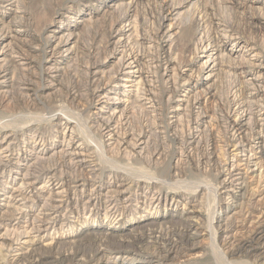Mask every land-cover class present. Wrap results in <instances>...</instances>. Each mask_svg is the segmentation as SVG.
<instances>
[{"label":"bare ground","instance_id":"obj_1","mask_svg":"<svg viewBox=\"0 0 264 264\" xmlns=\"http://www.w3.org/2000/svg\"><path fill=\"white\" fill-rule=\"evenodd\" d=\"M120 1L119 4H123L125 0ZM136 1L137 0H127V2H125L128 12L133 11V8L135 9ZM190 1L191 0H184L183 3H189ZM4 2L3 5H0V24H2L0 27V44H2L0 46V97H6L5 99L9 101L31 102L33 101L31 95H33L32 91H34L35 80L30 77L32 76L30 72L33 73V71H30L32 62L28 59L29 57H26V50L23 47L32 48V50L36 48L30 43L28 44L25 38L29 29L26 27L25 14L19 9L18 0H4ZM173 2L175 1H159V15H157L158 26H156L155 31L153 30L154 32L151 36L146 37L132 32L133 30L131 29L126 30L125 24V26L122 25L111 34V38L108 41L109 50L110 54L120 53L118 59L119 67L109 76L105 75L104 78H102L103 75H100L102 73V62L98 59H94V55L91 56L90 51L86 52L79 66L81 68L78 67L77 70L71 67V63L66 64L64 67L59 65V58L64 57V59H67V57H69L68 60H74V54L73 56H68L71 49L66 47L67 44L70 43L72 37L70 33L62 31V27H59V30L51 29L49 35L45 37L42 36L43 38L40 45L43 57L48 54L47 58L44 59L46 71L44 72L45 74L42 80V82H44L43 87L54 88L57 78L63 71L69 68L70 71L68 70L67 74L71 77L80 78L81 88L79 93L72 91V88L71 90H67H69L73 96H75L74 94L76 93L82 95L89 104H96L95 109L97 110L93 112L92 120L96 123L95 128L97 132L100 133V136L105 138L103 144L110 146L115 156L117 155L119 157L125 149H129V151H125L124 154L128 153L133 159H142L148 163L150 160L149 158L160 157L161 159L162 154L160 150H156L155 148L152 152L148 150L149 137H145L146 132L149 134H153V131L156 132L155 134L164 133L165 131L163 129L167 130V128H172L173 126V128H176L175 126L179 123L178 121H180L181 118L187 121V132L183 139L185 151H191L201 144L199 135L201 132H204L202 131V127L203 130L207 129L205 127L206 124L209 123V120H206L207 115L203 114L197 106L201 98L199 97V93L197 92L198 89H196L197 87L195 85L197 81H192L190 73L188 74V71L191 69V64L198 59H203L200 63L199 70L201 72L204 68L205 71H207V74L203 77L205 79L211 78L216 72L215 70H220L225 75H234L235 72L246 71L245 73H247L248 76L245 80L238 81L239 83L237 84L233 82L234 85L231 87L232 91H229L225 97V108L216 120V122H219L218 125L220 124L223 127L225 133L224 139L222 138L221 140L223 150L221 151L224 154L223 158L220 157L218 153H215L216 151L208 152L207 156L204 157L208 165L215 169L217 176L222 177L219 187L223 189V192L229 195L228 197L235 199L232 201L234 203L231 202V204H235L236 206L237 203L235 201H242L244 198L242 189L245 187V183H243L245 177L243 176L254 171V169H250L252 165H257L261 162L252 160L255 157H253L254 152L250 154L253 150L250 148V143L253 140H256L257 143L260 142V148H257V151H255L259 155L264 153V48L258 49V52H256L257 50L254 51V47L251 48L253 52L249 50L251 54H249L244 61L241 59L243 64H239L238 60L231 56V51L225 52L222 45L224 44L223 41L225 42L232 38L234 31L237 29L234 30L235 27L232 28V24L231 26H229L230 24L228 23V25L224 24L219 18H213V14L212 16L202 15L200 19L198 18L199 21H197L198 23H196L197 25L193 31L199 32L196 47L189 59H186L185 63L182 64V68H178V71L174 72L176 71L173 70L175 69V57L172 56L173 61L172 57L168 55L170 51L169 48L166 50V48L161 45L163 42L172 39L176 32L173 31V23H169L165 31L161 30L164 23L170 20L173 15H176V8L178 6H175ZM234 2L239 3L237 0ZM58 10H55V16L58 14ZM63 10H65L63 14L73 11L71 7L68 9L63 8ZM9 13H13L12 19L6 23L7 25H4L1 19ZM130 25L133 27L132 23ZM134 28L135 27L132 29ZM190 29L191 27L189 26L186 29V33H189ZM128 30H131V32ZM127 31L129 33H127ZM60 32L65 33L59 34ZM52 40H56L54 45L51 43ZM144 42L147 43V48L148 46L150 48V50L148 49L146 52V49L142 46ZM46 52L48 53L44 56ZM162 53L163 55H161ZM176 66L178 67V64ZM161 67L164 71L159 75ZM200 72L198 80L201 76ZM157 77H159L161 81L163 79L167 85L164 87L161 86L160 89L159 86L156 85L157 80L155 79ZM180 79H182V82ZM110 87L113 88L111 92H114V95L107 94L108 92L106 93ZM239 88L241 90V95L237 94ZM158 93H168V100L176 102L175 106L172 107V109L170 108L171 110L167 122H165V120L163 121L162 117L164 116L161 114V110L160 112L158 111ZM212 94V90L209 88L207 91L205 90L204 97L212 96ZM135 106L144 107V109L147 108L148 110L150 109V111L154 113L157 122L155 121L156 123L148 126L147 130H138L139 132L137 133L132 132L129 127L131 119L130 112L131 108ZM247 115L249 118H247ZM64 117L65 125L63 126V130H65L67 125L72 123L70 120L71 117L68 118L66 115H64ZM1 119L0 182L2 183L4 178L5 181L9 180V182H14L16 177L14 175L11 176L10 172L20 175L22 179L18 194L5 196L4 199L7 202L4 203L3 206L6 208L5 212H7V214L2 213V216H5H1L2 218L0 217V226H3L2 224H11L5 223V221L9 222L15 220V224L21 227L17 236L10 240L8 248H12L14 245L22 246L24 244H27L28 247L30 245L32 246L34 240H36L41 233L47 231L48 228L56 224L60 216L58 213L61 212L60 210L62 208H64L65 214L70 215V217L72 215L78 217L84 210H90V216H97L98 213L103 210L105 218L109 220L113 219L114 221L117 215L123 216V214H125L132 201L146 205H148L149 202L150 205V202L159 201L163 198L166 199V196H163L160 189H153L151 186L156 183L155 180L157 178L151 180L146 177L147 180H143L142 177L139 178L134 175V177H132L131 175L125 174L124 171L121 172L115 169L113 173L111 172L112 174L109 175L112 180L104 184L101 181L103 169L101 168L102 166L99 167L98 164V159H100L99 157L102 156L104 152L99 156L96 149L93 148V150H90L88 145H82L83 141L77 143L79 138L75 129L77 126H75L74 129L73 127L71 128L70 134L64 131L59 133L61 135H59L61 138H59L60 140L57 136L58 132L51 137L48 135V137L42 133L38 127L32 129L30 133L20 131L21 139H17L15 135L17 134L16 132L20 130V128H18L19 126H16L17 129H15L11 127L14 125H11L13 121L9 123L8 119L6 121H1ZM53 119V117L49 116L45 121L39 120L35 122V124L40 125V123L50 122ZM27 121L30 120L28 119ZM156 129H162L163 131H157ZM26 130L29 131L28 129ZM162 135L164 136V134ZM55 137H57V139ZM48 141L50 142V146H46V142ZM179 143H177V145ZM179 145L181 147V144ZM186 153L189 154L188 152ZM179 154H181V152ZM107 158L108 157H105L104 159L106 160ZM154 160L156 161V159ZM157 162L153 163L158 167L157 173H159V175L166 173V165L164 164H166L167 161L163 163V165H159L161 163ZM115 168H117V166H115ZM117 172H120L123 176L117 175ZM40 180L43 181L42 184L38 187H34ZM159 183L162 185L161 181ZM134 187L135 189L133 190ZM32 188L47 193V196L35 195L36 193L32 192ZM15 190L17 189L14 188L13 192ZM30 192L37 197V200H42V204L40 205V212L38 215L35 214L26 217V211L22 209V206H26L25 202H20L22 199L28 201V197L25 198L24 194ZM182 194L174 193L176 197H180ZM17 197L19 198L17 199ZM102 200L104 207L99 208L100 206L98 204ZM89 206L92 208H89ZM10 208L13 210H11L12 212L9 211ZM198 209H193L188 212L200 213ZM186 213V210H181L180 213L175 212L171 214L170 218L164 220V222H151L148 227H146V225L135 227L128 235H111L108 233L98 235V233H95L90 235V238L93 240L92 243L96 245L95 247H97L95 250L102 251L105 253V256L107 253L116 250H123V252H126V250L131 249L139 251V255H147L146 257H140L143 261L140 264H169L172 262L174 256L178 255L179 249H182V247L185 246L184 244L190 241L189 239L197 235L206 234V231L200 225L194 223L192 218ZM15 215L18 216L16 217ZM172 216L175 217L173 218ZM219 217L220 214L217 215V222L221 220H218ZM21 222H23V224L20 225ZM231 226V224H224L225 228L222 232L226 233V236H229L227 233L231 230ZM111 227L114 229L119 228L117 225ZM5 230L7 229L5 228ZM62 232L64 233L62 235L69 236L73 234L72 232ZM262 234L263 232L258 230L256 233H252L250 238L240 239L236 244L235 252L246 254L249 250L259 249L260 247L256 244H258L257 241L263 237ZM4 238L7 239L6 236H4ZM109 238L113 239V241H109ZM0 239H3V236H0ZM27 248L25 249L26 251L16 252L17 254L13 256L14 258L12 257L10 263H6V260L5 264H79V262H77L78 257H80L79 261H82H80V264H98V262L91 263L94 259L90 255H87L89 252L86 253L84 250L81 251L86 253L84 255L83 253L80 254L77 250L71 251L72 248L68 253L64 251L66 253L55 255L54 253L47 252V250L41 251L35 249L33 246ZM261 248H264V246ZM261 252L264 257V249H262ZM81 256L84 258L81 259Z\"/></svg>","mask_w":264,"mask_h":264},{"label":"rangeland","instance_id":"obj_2","mask_svg":"<svg viewBox=\"0 0 264 264\" xmlns=\"http://www.w3.org/2000/svg\"><path fill=\"white\" fill-rule=\"evenodd\" d=\"M159 1L160 0H137L135 9L133 8V11L128 12L126 10L127 4L125 3L127 0H125L123 4H119L121 2L120 0H18L19 3H17L18 6H20L19 9L25 14L24 18L26 19V27L29 29L25 38L28 44L30 43L36 48L32 50V48L23 47L26 50V57H29L28 59L32 62L30 71H33V73L30 72L32 75L30 77L35 80L34 91H32L33 95H31L33 101H9L5 99L6 97H0V119L3 117L1 121H6L7 119L9 120V123L13 121L11 125L14 124L15 126L12 125L11 127H14L15 129L19 126L18 128H20V130L17 131V134L15 135L17 136V139H21L22 131L30 133L32 129L36 127L40 128L39 130L45 135H50V137L58 132L57 136L59 139V133L64 131L65 133L70 134L71 128L73 127L74 129V127L77 126L75 127L76 133L79 135V141L77 140V143L83 141L82 145H88L90 150H93V148L96 149L99 156L104 152V156L102 155L99 157L100 159H98L99 167L102 166L101 168L103 169L101 181L104 184L112 180L109 175L116 169L121 172L124 171L125 174L129 176L131 175L132 177H142L143 180H147V178L155 180V178H157L155 180L156 183L153 184L154 186H151L153 189H160L163 196H166V199L163 198L159 201L150 202V205L149 202L148 205H146L132 201L125 214H123V216L117 215L114 221L113 219L109 220L108 218H105L103 210L100 211L97 216H90V210H84V212L82 211L78 217H75L74 215L70 217V215L65 214V210L62 208L60 210L61 212L58 213L60 215L59 218H61H58L55 225L41 233L40 236L34 240L32 246L41 251L47 250V252L54 253L55 255H61L66 252L68 253L71 248V251L77 250L80 254L83 253V255L89 252L87 255H90L95 260L91 263L140 264L143 262L140 257H146L147 255H139V251L137 250L129 249L126 250V252H123V250H116L107 253L106 258L105 253L95 250L97 247L92 243L93 240L90 238V235L95 233H98V235L102 233H108L111 235H128L135 227H141L144 225L148 227L151 222H164V220L170 218L171 214L175 212L180 213L181 210H186V214L192 218L194 223L200 225L206 231V234L197 235L189 239L190 241L186 242L187 244L185 243V246H183L182 249H179L177 253L178 255H175L172 262L169 264H264V257L261 252L262 249H264L261 248L264 246V153L261 155L256 153L257 148H260L261 143H257L256 140H253L250 143V148L253 149L250 154L254 152L253 157H255L252 160L261 162L257 165H252L250 169H254V171L243 176L245 177L243 181L245 187L242 189L244 198L242 201H235L237 203L236 206L235 204H231L235 199L228 197L229 195L223 192V189L219 187L222 177L217 176L215 169L210 167L207 160L204 158L207 156V153L211 151H216L215 153H218V155L223 158L224 154L222 152L221 140L225 137V133L223 127L220 124L218 125L219 122H216V120L225 108V97L229 91H232L231 87L234 85L233 82L237 84L240 81L245 80L248 76L247 73H245L246 71L239 72L236 70L238 72H235L234 75H225L220 70V72L215 70L216 72L214 71L215 73L211 78L205 79L203 77L207 74V71H205L204 68L201 72L199 70L200 63L203 59H198L191 64V69L188 71V74L190 73L192 81H197V83H195L197 87L196 89H198L197 92L202 99H200V104L198 103L197 106L203 114L207 115L206 120H209V123H207L205 127L207 129L204 128L205 130H203L202 127V131L204 132H201L202 134L200 133L199 135L201 138V144L199 147L192 149L191 151H185L183 139L187 132V121H185L186 119L181 118L180 121H178L179 123L175 126L176 128H173V126L172 128H167V130L163 129L165 131L164 133L155 134L156 132L152 130V133L155 134L152 136L153 134L146 132L145 137H149L148 150L152 152L155 148L156 150H160L162 154L161 159L160 157H151L149 158L150 160L148 163L142 159H133L128 153L124 154L125 151L128 152L129 149H125L119 157L117 155L115 156L113 149H111L110 146L103 144L105 138L100 136V133L97 132V129L95 128L96 123L92 120V114L97 110L95 109L96 104H89L82 95H78L81 88V79L68 75L67 72L69 68L60 74L57 78V82H55L56 86L54 88L43 87L44 82H42V80L45 74L44 72L46 71L44 59L47 58L48 52L44 54V56L46 54L47 56L43 57L40 45L42 38L49 35L51 29L59 30V27H62L61 30L70 33L72 37L70 43H68L66 47L71 49L68 56H73L74 54V60H72L74 62L68 60L69 57H67V59L62 57L59 58V65L64 67L66 64L71 63V67H74L77 70L86 52L90 51L91 56L94 55V59H98L102 62V73L100 75H103L102 78H104L105 75L109 76L119 67L118 59L120 53L110 54L109 50L108 41L111 38V34L125 24L126 26H124L126 27V30L131 29L133 30L132 32H136L138 35L141 34L146 37L151 36L155 31L156 26H158L157 15H159ZM174 1L173 4L178 6L176 8L178 13L176 12V15H173L174 17L172 16V18L166 21L161 27V30L165 31L168 28L169 23H173V31H176L172 39L161 44L166 50L169 48V56L175 57V61L172 57V60L175 63V67H172L175 68L173 70H176L174 72H177L178 68H182V64L185 63L186 59H189L196 47L199 32L193 31L197 25L196 23H198L197 21H199L202 15L212 16L213 14V18H219L224 24L228 23L230 24L229 26L232 24L231 27H235L234 30L237 29L234 31L232 38L225 42L223 41L224 44L222 45L225 52L231 51V56L238 60L239 64H243L244 59L253 52L251 48L254 47L253 49H255L254 51L257 50L256 52H258V49L260 50L264 48V0H237L239 3L234 2L235 0H191L189 3H183L184 0ZM4 3V0H0V5H3ZM70 7L73 11L71 13L63 14L65 11L63 8L68 9ZM55 10H58L56 16ZM12 15L13 13H9L3 16L1 22L4 25H7L6 23L12 19ZM131 23L133 27H135L134 29H132L133 27H131ZM1 26L2 24H0V27ZM189 26L191 29L189 33H186V29ZM131 30L128 31L131 32ZM128 31L127 33H129ZM65 32H60L59 34ZM56 40H52L51 43L54 45ZM146 44L147 43L145 42L144 45L142 44L144 49H146L145 52L148 51V49L150 50L149 46L147 48ZM1 45L2 44H0V46ZM161 55H163V53ZM177 64L178 67L176 66ZM163 71L164 70L161 67L159 75H161ZM199 72L201 73V76L198 80ZM155 80H157L156 85L159 86L160 89L161 86L164 87L167 85V83L163 79L161 81L159 77ZM180 81L182 82V79H180ZM71 88L72 91L78 92L74 94L75 96L71 95L69 92ZM209 88L212 90V96L204 97L205 90L207 91ZM111 90H113V88L110 87L106 93L108 92L107 94L114 95V92H111ZM237 94L241 95L240 88L238 89ZM158 95V111L160 112L161 110V114L164 116L162 117L163 121L165 120V122H167L169 112L172 107L175 106L176 102L168 100V93H158ZM64 115L68 118H72H70L72 123L67 125L65 130H63V126L65 125ZM130 115L132 117L130 116L129 127L132 132L137 133L139 131L147 130L148 126L157 122L154 113L151 112L150 109H144V107H132ZM49 116L53 117L55 120L53 119L54 121L40 123V125L35 124V122L39 120L45 121ZM247 118H249V116ZM28 119L31 122L27 121ZM247 121L249 122L248 119ZM158 130L163 131L162 129ZM162 134H164V136ZM55 138L57 139V137ZM180 141L183 142L181 143ZM177 143L181 144L182 148L179 144L177 145ZM46 146H50L49 141L46 142ZM180 152L181 154H179ZM103 157L108 158L105 160ZM154 159H156V161ZM166 161L167 163L164 164L166 165V173L159 175V173H157L158 167L153 163L157 162L161 163L159 165H163ZM115 166H117V168H115ZM10 174L11 176L14 175L16 177L14 182H9V180L5 181V178L4 180L2 179V183L0 182V217L2 216V213L7 214V212H5L6 208L3 206V204L7 202L4 199L5 196L18 194L19 185L22 182L20 175H16L14 172H10ZM117 175L123 176L120 172H117ZM160 181L162 185H160ZM42 182L43 181L41 180L38 181L34 187H38ZM14 188L17 190L13 192ZM134 189L135 187L133 190ZM32 192H35V195L38 196H47V193L40 192L36 188H32ZM32 192L26 193L27 195L24 194L25 198L28 197V201L22 199L20 202H25L26 206H22V209L26 211V217L35 214L38 215L40 212V205L42 204V200H37V197L31 194ZM174 193L183 194L180 197H176ZM18 198L19 197H17V199ZM102 202L103 200L98 204L100 206L99 208L104 207ZM89 208L92 207L89 206ZM193 209L200 210L201 214L199 212H188ZM11 210L12 209L10 208L9 211L12 212L13 210ZM218 214H220L218 220H221L217 222ZM4 216L5 215L2 217ZM172 217L174 218L175 216ZM5 223L11 224H2L3 226H0V236H3V239H0V264H5L6 260V263H10V260L14 255L20 251H26L25 249L28 247L27 244H24L22 246L14 245L12 248H8L10 240L17 236L21 227L15 224V220L9 222L5 221ZM225 223L232 225L231 230L227 233L230 237L222 232L225 228ZM21 224H23V222H21L20 225ZM114 225H117L119 228L114 229L111 227ZM5 228L7 230H5ZM258 230L263 232V237L258 240V244H256L260 247L259 249L249 250L246 254L235 252L236 244L240 239L250 238L252 233L254 234ZM62 231L72 232L73 234L69 236L62 235L64 234ZM4 236H6L7 239H5ZM109 241H113V239L109 238ZM32 246L30 245L29 247ZM83 250L84 252L86 251V253L81 252ZM83 258L84 257L81 256V259ZM79 259L80 257H78L77 262L80 264L82 261L80 260V262Z\"/></svg>","mask_w":264,"mask_h":264}]
</instances>
